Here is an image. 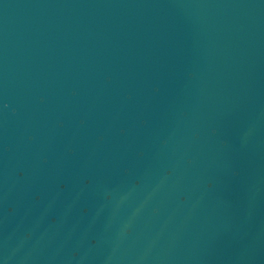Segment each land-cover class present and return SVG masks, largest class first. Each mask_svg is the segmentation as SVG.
I'll use <instances>...</instances> for the list:
<instances>
[{"label":"water","instance_id":"water-1","mask_svg":"<svg viewBox=\"0 0 264 264\" xmlns=\"http://www.w3.org/2000/svg\"><path fill=\"white\" fill-rule=\"evenodd\" d=\"M0 264H264V0H0Z\"/></svg>","mask_w":264,"mask_h":264}]
</instances>
